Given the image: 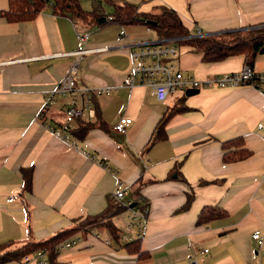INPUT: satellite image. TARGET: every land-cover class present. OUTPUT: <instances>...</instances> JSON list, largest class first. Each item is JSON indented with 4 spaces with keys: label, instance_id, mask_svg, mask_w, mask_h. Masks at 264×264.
<instances>
[{
    "label": "crops",
    "instance_id": "0c3cea01",
    "mask_svg": "<svg viewBox=\"0 0 264 264\" xmlns=\"http://www.w3.org/2000/svg\"><path fill=\"white\" fill-rule=\"evenodd\" d=\"M121 3L138 4L139 12L171 8L192 33L264 26V0ZM7 8V0H0V255L46 240L76 219L100 214L109 202H117L112 194L120 184L132 200L138 189V200L147 208L139 242L143 256L124 247L129 237L135 239L136 228L123 234L115 223L117 214L111 221L120 231L118 242L104 228H91L75 234L80 241L46 264H264V84L260 89L252 84L202 88L160 102L150 87L125 85L131 67L128 49L159 41L146 25L107 22L110 13L99 9V19L105 21L86 25L54 15L50 6L31 21L10 23L4 16ZM79 31L89 33L87 49H102L82 54L75 76L76 86L91 93L97 111L87 121L97 118L99 125L77 139L73 122L70 135L77 147H72L47 129L64 121L69 96H55L47 107L44 100L75 61L66 54L83 48L76 38ZM177 47L178 56L170 62L198 80L246 65L244 55L202 62L201 53ZM252 69L264 73V54L255 57ZM98 89L107 92L97 94ZM180 105L187 110L169 118L164 139L148 145L160 117ZM122 117L131 123L118 133L112 127ZM238 137L251 155L224 163L222 143ZM22 168H31L28 190ZM190 192V206L179 211ZM205 207L220 215L198 225ZM254 232L260 243L252 238ZM0 264L38 263L22 258Z\"/></svg>",
    "mask_w": 264,
    "mask_h": 264
},
{
    "label": "trees",
    "instance_id": "16d2710c",
    "mask_svg": "<svg viewBox=\"0 0 264 264\" xmlns=\"http://www.w3.org/2000/svg\"><path fill=\"white\" fill-rule=\"evenodd\" d=\"M93 3L96 5L93 10L85 11L81 8L79 0H7L8 8L4 16L10 23L27 22L35 19L46 6H50L54 15L70 16L74 21H81L86 25H97L99 19L97 7L100 6L101 2L100 0H93ZM111 3L113 11L106 16L107 22L121 26L144 24L154 32L158 40L175 39L173 43L189 46L194 52L201 53L202 62H218L227 57L244 55L246 64L252 68L255 57L258 54H264V26L251 29L224 30L211 35H197L196 32H190L182 24L176 11L171 8L159 6L151 12H139L138 4ZM109 17L110 19H108ZM186 110L187 107L183 105L174 106L167 110L158 120L148 145L164 139V127L169 118ZM95 117H97L96 110ZM74 122L75 127L72 130V135L77 139H83L90 129L99 125L97 118L93 122L76 118ZM222 151L221 159L224 163L237 162L251 155V152L243 146V141L239 137L223 142ZM21 173L24 189L28 190L31 184V168H22ZM204 183L206 182L200 184ZM137 190L133 191L134 201L139 199ZM192 199L193 193L186 194V201L178 210L188 209ZM125 210L126 208L120 203L109 202L107 208L98 215L81 220L76 219L72 227L59 231L46 240L27 244L14 252H5L0 255V263L9 259H22L38 250H44L48 262H52L57 255V247L64 240L75 234L85 233L95 227L104 228L109 237L118 242L120 231L111 219ZM218 215H220V212L212 207L202 208L197 216L196 224L206 223ZM139 242L140 239L136 238L125 243L124 247L130 253L143 256V253L140 252Z\"/></svg>",
    "mask_w": 264,
    "mask_h": 264
},
{
    "label": "built area",
    "instance_id": "2783aa9c",
    "mask_svg": "<svg viewBox=\"0 0 264 264\" xmlns=\"http://www.w3.org/2000/svg\"><path fill=\"white\" fill-rule=\"evenodd\" d=\"M110 19V17L108 18ZM197 34H201L197 31ZM124 37V34L120 35ZM76 38L83 47L79 51L71 52L66 55L74 56L75 61L66 71L60 80L58 86L52 92L45 96L44 107L52 104L55 96H69L70 100L65 108L64 121L57 126H48L47 129L60 140L69 143L72 147H77L70 135L72 123L76 118L90 120L95 117V107L92 102L91 93L87 89H80L76 86V68L82 54L102 51L87 49L86 43L89 33L86 31L76 32ZM131 63L129 74L125 80L128 87L147 86L150 87L157 101L164 102L171 96L185 94L187 89L202 88H235L244 84H252L260 89L264 84V73L256 74L248 65H244L241 70L234 73H224L216 75L210 79L198 80L194 76L185 75L170 60L177 58L178 47L173 41L166 42H149L136 45L128 49ZM107 92V90L98 89L97 94ZM131 123L130 118L122 117L114 125L113 130L118 133H125L126 126ZM262 126L259 125V128ZM113 192L114 199L119 202L128 211V217L136 224L135 239H140L143 233V225L147 214V208L141 200L134 201L129 197L126 189L120 187ZM14 196L7 199L12 201ZM252 238L260 241L258 232L252 234ZM129 242L132 241L130 237ZM80 241V237L74 235L64 240L58 247L57 251L67 249ZM205 252L207 250H204ZM24 261H35L38 264H46L44 250L35 251L33 254L23 257ZM191 264H197L191 260Z\"/></svg>",
    "mask_w": 264,
    "mask_h": 264
},
{
    "label": "rangeland",
    "instance_id": "374dc122",
    "mask_svg": "<svg viewBox=\"0 0 264 264\" xmlns=\"http://www.w3.org/2000/svg\"><path fill=\"white\" fill-rule=\"evenodd\" d=\"M125 0H115V3H121L124 2ZM82 7L84 10H91L94 6H96L95 4L92 3V0H81ZM97 9H99L101 12L104 13H112L113 11V5L112 3H108V2H102L100 4V6L97 7ZM115 223L117 224V226L119 227L120 231L125 234V233H134V229L136 228V224L135 222L130 219L128 217V215L126 216L125 213H120L117 215V217L115 218ZM127 224H129L131 227L132 225H135L134 227H132V229H127L126 226ZM134 235V234H132Z\"/></svg>",
    "mask_w": 264,
    "mask_h": 264
},
{
    "label": "water",
    "instance_id": "95a60500",
    "mask_svg": "<svg viewBox=\"0 0 264 264\" xmlns=\"http://www.w3.org/2000/svg\"><path fill=\"white\" fill-rule=\"evenodd\" d=\"M103 21H105V18H100L99 20H98V22L99 23H101V22H103ZM257 27H262V26H257ZM251 28H253V27H251ZM251 28H245V29H251ZM197 35H209V34H197ZM175 40V39H174ZM173 39H169V40H159L158 42H169V41H174ZM198 93V90L197 89H187L186 91H185V96H192V95H195V94H197Z\"/></svg>",
    "mask_w": 264,
    "mask_h": 264
}]
</instances>
